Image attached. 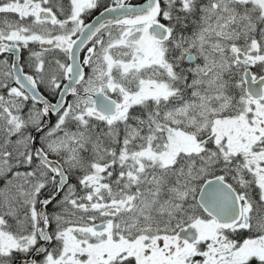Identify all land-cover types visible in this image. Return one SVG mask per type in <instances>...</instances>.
Here are the masks:
<instances>
[{
  "label": "snow or ice",
  "instance_id": "snow-or-ice-1",
  "mask_svg": "<svg viewBox=\"0 0 264 264\" xmlns=\"http://www.w3.org/2000/svg\"><path fill=\"white\" fill-rule=\"evenodd\" d=\"M0 264H264V0H0Z\"/></svg>",
  "mask_w": 264,
  "mask_h": 264
},
{
  "label": "flooded vegetation",
  "instance_id": "flooded-vegetation-1",
  "mask_svg": "<svg viewBox=\"0 0 264 264\" xmlns=\"http://www.w3.org/2000/svg\"><path fill=\"white\" fill-rule=\"evenodd\" d=\"M130 3H139L140 0H129Z\"/></svg>",
  "mask_w": 264,
  "mask_h": 264
}]
</instances>
